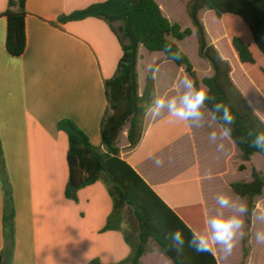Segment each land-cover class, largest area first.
Returning <instances> with one entry per match:
<instances>
[{
	"label": "crops",
	"instance_id": "obj_1",
	"mask_svg": "<svg viewBox=\"0 0 264 264\" xmlns=\"http://www.w3.org/2000/svg\"><path fill=\"white\" fill-rule=\"evenodd\" d=\"M105 1L26 0L27 46L24 54L15 58L7 52L8 20L2 15L8 9L19 12V0H0V139L16 211L12 264H88L94 259L102 264H118L131 254L123 233L103 232L113 203L102 182L80 190L78 202L65 197L69 141L67 134L57 128L61 120H72L94 146L102 148L101 123L108 108L105 81L115 76L122 47L104 20L87 18L60 23L59 18ZM159 6L165 15L164 8ZM232 37L233 34L228 35L230 43ZM210 44L219 52L215 44ZM143 50L146 49L141 46L140 94L148 75L143 78L140 75ZM148 53L158 56L152 66L157 65L155 75L170 62L165 61L161 52ZM234 57L239 61L236 52ZM172 80L162 98L165 102L168 99L179 102L182 97L178 78ZM155 84L157 91L156 76ZM165 106L159 116L152 111L147 113L143 137L133 150H127L128 125L124 127L120 134L124 144H119L120 136L117 140L121 157L194 231L187 219H193L195 210H200L208 234L207 196L212 188L208 181L224 178L232 201L245 204L230 185L250 182L252 176L250 180L237 181L227 180L226 176L231 170L245 173L254 156L251 162L244 163L246 169L240 172L238 167L243 164L240 150L228 136L220 135L221 126L207 109L203 107L199 121H181L171 116L166 103ZM213 132L218 134L213 156L217 171L206 173L198 143L201 138L210 139ZM175 155L179 159L171 164ZM181 157L187 161L184 165ZM166 163L172 170L166 169ZM3 214L4 192L0 181V253L5 249ZM240 216L242 252L246 218L245 213ZM257 217L261 220V230L257 228ZM257 234H264V193L256 199L247 235L250 251L246 264H264V240L256 239ZM212 251L218 264H226L224 251L218 245ZM147 254L148 251L141 264Z\"/></svg>",
	"mask_w": 264,
	"mask_h": 264
},
{
	"label": "trees",
	"instance_id": "obj_2",
	"mask_svg": "<svg viewBox=\"0 0 264 264\" xmlns=\"http://www.w3.org/2000/svg\"><path fill=\"white\" fill-rule=\"evenodd\" d=\"M26 0H19L20 11L8 9L3 17L8 20L6 48L9 55L21 57L27 46ZM212 11L218 20L231 19L237 24L231 44L240 63L255 66L264 78V0H189L186 13L192 28L182 30L177 23H171L164 15L156 0H107L87 9L59 18L60 23L98 18L109 24L122 47V58L115 76L105 81V95L108 108L101 123V147L92 144L89 136L72 120H61L59 131L68 136L69 149L67 163L69 180L65 197L78 202L80 190L97 182H102L112 199L113 209L103 232L117 231L124 235L131 249L130 256L118 264H141L154 242L160 252L173 264H218L210 252H197L190 241L194 233L205 234L203 213L195 210V217L187 219L189 224L146 183V181L121 157L117 140L125 126L127 131V150H133L141 141L145 130V117L153 108L157 96L155 84L156 66L146 77V85L139 93V49L142 46L150 53L161 52L165 61L173 62L183 68L197 87L203 85L209 93L207 109L221 126L213 105L223 103L234 115L232 132L228 136L241 152L238 169H246L244 163L251 162L254 155L264 159V150L250 146L255 135L264 132V121L253 110L232 79V67L222 58L218 50L208 42V34L200 19L202 10ZM248 29V30H247ZM197 38L198 56L212 69V75L200 80L196 70L183 50L175 41H183L192 35ZM239 35L241 37H239ZM179 51L181 58L172 60L165 50ZM263 59L257 64L256 53ZM257 53V54H258ZM249 70V69H248ZM252 72V70H251ZM250 72V73H251ZM250 182H234L230 185L233 193L241 198L246 207V229L242 239V263L249 256L248 232L251 228L256 199L264 193V173L252 167ZM0 181L4 192L3 229L5 249L0 253V264H12L15 251L16 211L13 190L5 164L4 149L0 139ZM181 230L185 238L183 247H176L169 234ZM206 235V234H205ZM88 264H102L94 259Z\"/></svg>",
	"mask_w": 264,
	"mask_h": 264
},
{
	"label": "rangeland",
	"instance_id": "obj_3",
	"mask_svg": "<svg viewBox=\"0 0 264 264\" xmlns=\"http://www.w3.org/2000/svg\"><path fill=\"white\" fill-rule=\"evenodd\" d=\"M156 1L159 5H161L164 8V12L166 15L164 16L171 23L179 24L182 30L187 28H192L188 15L185 12V6L188 0H156ZM200 19L206 28L208 34V41L216 45V47L219 49L221 56L231 65L232 79L235 85L242 92V94L247 99V101L249 102L253 110L257 113V115L264 121V78L257 71V69H255L256 65L246 66L247 67L246 70L245 67L242 64H240L239 61L235 60L234 57L235 52L231 46V43L228 40V35L233 34L234 31L238 30L237 24L231 19L227 20L226 22H223L222 20H218L214 15V13L207 9L202 10L200 12ZM239 37L241 36L239 35ZM177 42L179 43V47L183 50V52L188 56V58L192 62L198 78L202 80L205 77H210L213 73L211 67L206 61L202 60L198 56V44H197L196 36L194 35L181 42L179 41ZM255 53H256L257 64H261L262 63L261 59H263V57L257 51ZM142 55L143 58L140 61V75L143 78L148 74L150 68L153 66L154 62L158 59V56H152L146 50H143ZM155 76L158 85L157 91H158L159 99L163 98L164 93L168 90V87L172 83L173 81L172 79L174 78H178V87L180 89L181 96H183L186 89H184L183 87L182 79L183 78L190 79L187 76V74L184 72V70L176 66L173 62H169L163 65L158 70ZM200 87H204V86L201 85ZM168 101L169 99L167 100V102ZM119 144L120 145L124 144L123 136H120ZM217 144L218 143H216V140L213 141L211 139L208 140L202 138L199 139L198 147L201 153L200 155L201 165L206 173H215L217 171L215 170L216 166H214V161H213V156ZM177 158L179 159V157H177L176 155L173 156L171 164L172 163L174 164L175 163L174 161L177 160ZM181 158H183L182 165H184L185 162L187 161L184 160V157ZM165 166L167 170L168 169L169 171L172 170V168H169L168 163H166ZM253 166H255L259 171L264 173V159L259 154L254 155L252 163L248 164V169L245 173L239 174L236 171L231 170L227 172L226 179L232 181H237L241 179L250 180L251 169ZM208 184L212 186V188L209 189L210 192L209 195L207 196L210 202L209 204L210 217L223 216L224 218H229L234 214H237L236 209L234 207L231 208V206H229L225 208H220V206L217 204L216 197L219 194L226 193L229 196L231 195L229 190H227L226 188L225 179L222 177L213 178L208 181ZM256 222H257V228L261 230L262 228H260V226L262 227V225L259 217H257ZM241 230L236 237V243L232 253L230 255H226L223 252L225 255L224 261L226 262V264H241L243 261L242 252L240 248ZM218 248L223 250L222 246L220 245H218ZM154 249H157L158 251H155ZM143 264H172V262L160 252L159 248L156 246L154 242H150L148 246V254L143 260Z\"/></svg>",
	"mask_w": 264,
	"mask_h": 264
},
{
	"label": "clouds",
	"instance_id": "obj_4",
	"mask_svg": "<svg viewBox=\"0 0 264 264\" xmlns=\"http://www.w3.org/2000/svg\"><path fill=\"white\" fill-rule=\"evenodd\" d=\"M165 50L171 54L172 60H179L181 54L179 51H172L171 45H166ZM182 84L186 91L179 102L171 100L167 102V108L171 116L178 118L181 121H199L203 112L206 101L210 100L208 90L204 87H197L191 79L183 78ZM165 100H157L150 111L154 115L159 116L160 111L165 108ZM213 111L217 113V119L221 122L220 135L227 137L231 135L232 125L234 123V115L231 110L223 103H216L213 106ZM218 138L216 132L211 133L210 139L215 141ZM250 146L257 150H264V132L255 135L250 141ZM217 204L220 208L232 206L236 209V213L229 218L223 216H213L209 218L208 234L194 233L190 245L197 252H210L216 245H220L226 255H230L235 247L236 237L243 227V220L240 214L247 211L245 204H235L231 197L226 193H221L216 197ZM169 239L176 247H183L185 238L183 232L179 229L169 234ZM258 240H264V234H257ZM49 258H46V261Z\"/></svg>",
	"mask_w": 264,
	"mask_h": 264
}]
</instances>
